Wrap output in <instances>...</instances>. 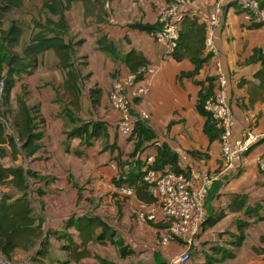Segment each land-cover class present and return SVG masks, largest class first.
Segmentation results:
<instances>
[{
  "label": "crops",
  "instance_id": "1",
  "mask_svg": "<svg viewBox=\"0 0 264 264\" xmlns=\"http://www.w3.org/2000/svg\"><path fill=\"white\" fill-rule=\"evenodd\" d=\"M168 1L171 0H107L101 16L98 10L86 13L82 1L73 2L66 14L70 36L74 42H80L75 46L74 60L86 76L80 99L82 110L92 105V88L102 91V105L109 101L115 79L135 73L140 66L156 68L155 74L146 72L137 81V86H145L148 91L133 98V115L152 127L157 142L166 143L179 154L180 167L185 172L209 170L220 174L208 191L205 220L186 264H205L208 260H216L214 264H264V169L258 162L264 140L252 146L235 168L222 171L220 139H210L205 132L207 118L197 108L200 93L209 87L207 80L214 79L215 73V59L206 47V40L204 55L211 56L209 61L195 75L182 77V72L196 69L194 62L188 58L174 59L149 31L133 26L157 25L160 8ZM175 1L187 16L197 18L207 28L208 8L213 0ZM20 9L14 8L0 18L2 29H7L11 22L22 27L20 44L16 47L19 53L35 30L30 15L24 21L19 19L15 11ZM103 37L113 43L112 50L98 45ZM214 39L218 50L215 58L229 76L235 135L249 127L264 131V101L252 100L259 85L255 74L261 63L249 61L255 48L264 49V25L252 22L231 2L225 10V23L215 30ZM57 62L55 52L47 50L40 55L34 71L16 77L12 90L19 94L25 91L28 104L39 108L45 134L40 148L32 155L9 144L3 145L5 153L0 154L1 165L21 166L31 172L27 197L35 226L42 233L27 247L18 246L12 260H25L29 264H171L184 251V245L179 241L162 243L167 231L165 222H143L137 216L132 217L130 210L134 213L142 200L136 193L127 196L119 191L126 185L114 182L120 178L122 169L117 159H113L115 154L97 155L98 140L86 146L80 137L68 135L74 124L63 112L60 97L68 100L62 88L66 71ZM82 110L77 113L78 118L84 117ZM108 110L99 118L87 113L86 121L107 122L111 143L113 139L117 142L119 134L120 154L124 158V147L133 146L132 153L135 141L120 134L119 114L110 104ZM144 112L149 115L146 119H142ZM131 153L124 168L138 166L142 171L145 157L151 154L156 157L157 150L150 146L136 157H131ZM4 186L8 185H0V198L5 195ZM9 186L12 193L6 195L10 200L23 195L14 185ZM149 192L157 198L155 188L151 187ZM114 214L118 216L114 218ZM113 218L120 221L117 223ZM242 232L245 239L237 247L234 242ZM113 233L124 247L132 250L131 254H121L111 241ZM230 252L232 256L227 255ZM3 259L0 251V261Z\"/></svg>",
  "mask_w": 264,
  "mask_h": 264
},
{
  "label": "trees",
  "instance_id": "2",
  "mask_svg": "<svg viewBox=\"0 0 264 264\" xmlns=\"http://www.w3.org/2000/svg\"><path fill=\"white\" fill-rule=\"evenodd\" d=\"M82 1L86 7V13L99 11V15L104 11V3L107 0H42V9L46 11L45 19L34 20L35 30L29 39V42L24 46L23 51L19 53L16 47L20 44L22 36V27L15 22H11L7 29L0 28V80L3 77L7 78L5 94L9 95L15 87L16 77L22 72L31 73L39 64L40 55L47 50H53L57 57V65L66 71L62 88L64 95L68 97L63 103V112L76 125L78 121L77 113L82 110L80 102L83 91V75L81 68L74 60L75 46L80 42H74L70 36V22L66 12L71 8L73 2ZM264 1V0H263ZM24 4V0H0V18L12 9H20ZM101 16V15H100ZM134 27L154 31L159 27L157 25H149L136 23ZM207 37V28L204 23H200L197 18L185 16L181 25L180 38L173 52L174 59L181 61L185 58L194 62L196 69L192 72H182L183 76H193L200 68L209 61L210 55H204L205 40ZM98 45L106 50L113 49V43L109 42L106 37L98 40ZM131 56V54H129ZM249 61L260 62L261 68L256 72L255 78L259 80V85L252 94V100L260 98L264 101V49L257 47L253 51V55ZM140 66L135 72H137ZM209 87L204 88L200 93L197 108L207 120L205 124V132L210 139L219 137V130L212 121L210 114L205 110V101L208 96L213 93L214 79L208 78ZM92 106L98 107L102 101V91L94 87L91 89ZM17 108L15 112L14 126L18 135L19 141L22 142V150L27 155H32L38 151L44 138V119L40 115V110L37 106L28 104L26 92L23 91L16 98ZM4 105V103H2ZM1 107V106H0ZM7 113V110H5ZM70 136H78L82 140V145L90 146L96 140H104L110 142L111 133L108 124L102 120H90L80 122L71 131ZM131 139L134 142V150L130 154L131 157H136L150 146H154L157 150L154 167L157 170L172 169L178 173H185L180 167L179 154L172 150L166 143H160L156 140V133L149 124L144 120L138 119L134 125ZM9 144L15 150L17 149L16 137L7 133L6 128L0 122V154L4 155L5 149L3 145ZM121 166L120 178L114 182L120 185H134L135 193L140 200L146 203H154L156 199L154 194L149 192L152 187L142 179V171L138 166L136 170H126ZM140 163V162H138ZM30 171L25 170L21 166L6 167L0 164V185H14L22 196L14 200L11 197L2 195L0 198V251L5 256V259L12 260L11 255L18 246L27 247L33 242L34 238L42 235L38 231L39 226H35V218L32 216L33 209L31 201L27 197L28 176ZM242 201L239 208L243 206ZM199 236V235H198ZM104 237L102 233L101 238ZM245 239V234L242 232L235 240V246H240ZM113 244L120 248L123 256L131 254L132 250L123 246L121 240L115 238V233L111 238ZM232 256L230 252L227 254ZM216 260H208L205 264H214ZM168 264V263H159Z\"/></svg>",
  "mask_w": 264,
  "mask_h": 264
},
{
  "label": "built area",
  "instance_id": "3",
  "mask_svg": "<svg viewBox=\"0 0 264 264\" xmlns=\"http://www.w3.org/2000/svg\"><path fill=\"white\" fill-rule=\"evenodd\" d=\"M231 2L246 13L250 20L264 25L263 0H213L208 8L206 18L207 37L206 47L215 59L214 90L205 101V110L210 114L213 123L219 130V139L222 147V171L236 167L240 158L255 144L264 140V131H257L249 127L241 134L235 135V115L229 101V76L223 68L214 39L215 30L225 23V10ZM186 12L178 1L166 2L159 11L157 23L159 25L151 36L161 43L166 54L172 55L180 38L181 25ZM156 73V68L142 66L137 72L121 76L113 81L109 104L119 114L118 130L123 136H131L134 125L139 119L132 113L133 98L147 93L148 88L137 86V81L144 73ZM7 78L0 80V122L8 134L16 137L17 147L22 149L16 128L11 122L8 113L2 105ZM142 113V119L148 118ZM11 120V121H10ZM13 124V125H12ZM155 156L145 157L142 167V179L157 191L154 203L140 201L135 209V215L143 222H165L167 231L162 237V243L179 241L184 245V251L173 258L171 264H186L191 258L196 239L201 232L205 220V201L210 187L219 178V172L201 170L178 173L172 169L157 170L154 167ZM259 165L264 169V151L258 158ZM114 168L116 165L114 164ZM135 186H121L119 191L127 196H133ZM0 264H29L28 261L3 259Z\"/></svg>",
  "mask_w": 264,
  "mask_h": 264
},
{
  "label": "rangeland",
  "instance_id": "4",
  "mask_svg": "<svg viewBox=\"0 0 264 264\" xmlns=\"http://www.w3.org/2000/svg\"><path fill=\"white\" fill-rule=\"evenodd\" d=\"M25 1H26L25 6H23L22 9L15 11L17 16L19 17V19L24 21V20H26L28 15L31 16V19L33 18V21L34 20H38L39 17H42V19L45 18L46 11H44L42 9V5H41L42 0H25ZM69 15H70V13H69ZM27 27H28V24H27ZM21 74H26V72L24 71V72L20 73L19 77L21 76ZM18 95H19V93L13 91L11 94L5 95L3 97V100H2V103H4L3 107L5 108V110H7V113H8V115H9L11 120H12V117L15 116V112H16V108H17V100H16V98L18 97ZM91 108H93L94 111H91ZM108 108H109V101L107 103H103L102 105H100L98 107H93L91 105V106H89L88 110L83 107V110H82L81 114H83L84 117L78 118V121H77L76 125H78L80 122H85L86 121V119L88 118V117H86L87 113L92 115V116L94 115V117H96V118H99L101 115L104 116L105 114L109 113ZM77 116H78V114H77ZM94 117H91V119H93ZM11 122L14 123L13 120ZM76 125H72L71 127L75 128ZM117 130H118V128H117ZM119 138L120 137H119V134H118L116 136V139L119 140ZM118 140H117V142H114V139H113L112 143H111V141L110 142H106V141H103V140H98L96 142L97 145H98L97 151H96L97 155L102 154L101 156L103 157V155H104L103 153L104 152H107V153L110 152V153L115 154L113 159H115V161L117 159V164L124 165L126 162H129L127 157H128V154L131 153V151H132L131 148L133 146L129 147V148L124 147V151L123 152H124L125 156L123 158L121 156V154H120L122 149H121V147H119V141ZM130 140H131V138L128 137V141H130ZM97 157H99V156H97ZM102 157H99L98 159H101ZM119 165H118V167H119ZM131 168L133 169L134 167L131 166ZM134 170H136V168H134ZM3 188H4V191H2V192H4L5 194L12 193L10 191L11 186L8 185V186H4ZM114 210H115V208H114ZM130 213H131L132 217L136 216L135 212L133 213L131 210H130ZM115 215L116 214H114V218H116L118 216V214L116 216ZM114 221L118 223L120 220L119 219H114ZM15 261H25V260H15Z\"/></svg>",
  "mask_w": 264,
  "mask_h": 264
}]
</instances>
